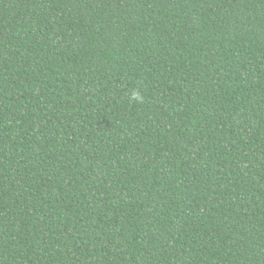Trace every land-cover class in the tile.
<instances>
[{"label": "trees", "instance_id": "trees-1", "mask_svg": "<svg viewBox=\"0 0 264 264\" xmlns=\"http://www.w3.org/2000/svg\"><path fill=\"white\" fill-rule=\"evenodd\" d=\"M0 264H264V0H0Z\"/></svg>", "mask_w": 264, "mask_h": 264}, {"label": "clouds", "instance_id": "clouds-1", "mask_svg": "<svg viewBox=\"0 0 264 264\" xmlns=\"http://www.w3.org/2000/svg\"><path fill=\"white\" fill-rule=\"evenodd\" d=\"M131 98L136 100V101H140L142 99L141 92L139 90H134L132 92V97Z\"/></svg>", "mask_w": 264, "mask_h": 264}]
</instances>
